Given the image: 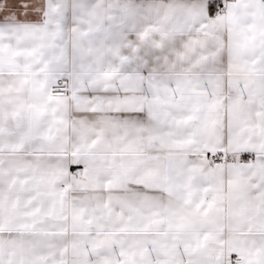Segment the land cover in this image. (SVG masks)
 Instances as JSON below:
<instances>
[{"label": "snow or ice", "instance_id": "obj_1", "mask_svg": "<svg viewBox=\"0 0 264 264\" xmlns=\"http://www.w3.org/2000/svg\"><path fill=\"white\" fill-rule=\"evenodd\" d=\"M0 264H264V0H0Z\"/></svg>", "mask_w": 264, "mask_h": 264}]
</instances>
